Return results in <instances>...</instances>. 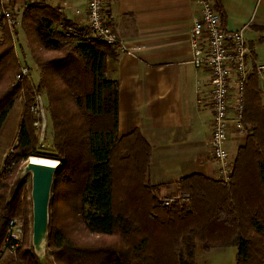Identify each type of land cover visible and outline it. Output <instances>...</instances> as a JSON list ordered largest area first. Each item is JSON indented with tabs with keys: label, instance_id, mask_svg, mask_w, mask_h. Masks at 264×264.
<instances>
[{
	"label": "trees",
	"instance_id": "obj_1",
	"mask_svg": "<svg viewBox=\"0 0 264 264\" xmlns=\"http://www.w3.org/2000/svg\"><path fill=\"white\" fill-rule=\"evenodd\" d=\"M215 7L221 11L217 2ZM21 21L32 59L40 69V82L35 88L31 84L27 86V95L31 96L36 88L45 89L53 111V139L61 152L53 189L61 178L77 183L79 176L67 166L77 157L73 151L83 150V156L78 158L82 160L85 177L76 207L83 230L97 235L119 233L127 240L135 233L142 237L128 252L110 246L94 247L86 242L77 246L66 232L54 229L49 236V247L55 262L74 264L63 256L74 252L80 255L77 249H81L82 256L96 261L91 264H142L151 240L159 238L154 235L161 233L163 245H173L175 253L178 251L179 264H196L197 246L208 250L230 245L237 247V264H264V100L257 73L249 79L244 120L247 134L235 155L230 181L202 174L181 177L176 183L186 202L165 204L154 192L168 185H151L148 180L150 144L138 129L123 135L118 131L119 84L117 79L106 74L107 57L114 54L115 48L97 40L66 38L54 25L75 23L68 19L65 11L46 2H25ZM8 31L5 28V38L9 40L6 45H0V130L14 105L15 94L22 88L21 84L12 85L11 81L19 64ZM51 51L61 55L45 54ZM66 98L77 107L78 116L86 120L84 140H80L78 149L66 145L68 138L61 131L67 123L59 119L62 116L58 104ZM28 123L24 118L17 150L5 158V168L14 160H26L33 154L35 139ZM75 123L71 125L78 126ZM6 170L0 171V264L6 259L4 240L9 219L18 216L28 222L27 202L21 198L22 188L11 192V177L5 176ZM118 177L124 181V197L127 196V204L119 209L115 187ZM130 194L140 206L137 209L146 215L140 224L136 223V215L134 218L127 212L132 199ZM25 233L22 245L10 252L13 255L8 264H42L33 247L26 245L27 230Z\"/></svg>",
	"mask_w": 264,
	"mask_h": 264
},
{
	"label": "crops",
	"instance_id": "obj_2",
	"mask_svg": "<svg viewBox=\"0 0 264 264\" xmlns=\"http://www.w3.org/2000/svg\"><path fill=\"white\" fill-rule=\"evenodd\" d=\"M2 1L12 8L18 0ZM212 1L219 5L225 28L245 27L254 59L259 61L264 0ZM64 2L71 6L65 11L68 19L84 25L88 0H46L57 7ZM200 8L199 0H107L114 30L128 45L140 47L134 54L113 49L107 57L106 74L119 84L118 131L123 135L138 129L150 144L148 180L151 185L167 184L162 190H175L176 181L190 174L216 179L219 172L211 152L209 70L197 69L191 62L188 40ZM259 82L264 94V79ZM245 139L241 131L230 132L226 146L231 156Z\"/></svg>",
	"mask_w": 264,
	"mask_h": 264
},
{
	"label": "rangeland",
	"instance_id": "obj_3",
	"mask_svg": "<svg viewBox=\"0 0 264 264\" xmlns=\"http://www.w3.org/2000/svg\"><path fill=\"white\" fill-rule=\"evenodd\" d=\"M46 2V0H18L16 5L14 3L11 6L15 7V9L19 12L20 17L21 13L24 10L25 2ZM12 7V8H13ZM69 12V10H68ZM67 14V13H66ZM22 22V21H21ZM60 28L59 25H54ZM3 33L0 37V45H6L8 38H5V34ZM8 36L11 37V45L14 50V55L17 58L18 67L13 73L12 77V85L21 84V90L15 94V102L14 105L9 112L4 124L0 130V171L3 169H7L5 172V176L11 177L9 179L11 192H14L17 188H22L21 198L26 200L27 202V221L22 217L15 216L19 220L23 221L25 224V230H27L26 235V245L32 249V201H31V184L32 177L31 174H27L22 176V170L26 165L28 159L31 156L52 159L58 161V165L60 163L59 155L60 150L56 147V144L53 139V114L51 111L49 99L45 92V89H41L40 91L36 88V90L31 94V96L27 95L26 87L31 84L34 88L40 82V69L38 64L33 61L32 55L30 53V49L27 45V41L25 38L24 30L22 29L21 23L14 29V31H8ZM9 37V38H10ZM258 60L260 62H264V44L258 42L257 47ZM45 54L49 56H57L61 55L60 52H45ZM48 57V56H47ZM27 67L28 74L27 76H23L22 78L18 77V74L21 73L22 68ZM27 81L25 83L24 81ZM41 94L44 104V112L46 116V128L45 135L42 138L40 136V129H38L34 121L36 119V115L32 112L31 106L35 102L36 96ZM264 100V94L262 95ZM63 103L58 104L60 121L62 123H67L63 126V131L68 138V142L66 145L72 147V149H78L81 147L80 140H84L85 131H86V120L82 118L81 115L78 116L77 107L72 104V102L66 98V100H62ZM80 114V113H79ZM56 115V113H55ZM64 117V118H63ZM27 118L29 120V127L32 129L34 133L35 139V147L32 149L31 155H29L28 159L16 161L14 160L11 165L7 164V167H4L5 158L8 155H12L16 152L17 144H18V136L20 126L24 120ZM75 121L78 126L75 125ZM100 121L98 120V123ZM84 124L85 126H79L80 124ZM102 123V122H101ZM75 127V128H73ZM242 134L245 136L247 134L246 130H242ZM70 139V141H69ZM71 142V143H70ZM75 145H74V144ZM77 145V146H76ZM31 150V148H30ZM73 155L77 156L70 160L69 166L71 167L72 172L78 175L77 183H71L72 181H67L65 178H61L60 181L57 182L56 189H53L52 199L50 203V213H49V233H48V246L46 249V257L42 264H60L59 262H55V257L52 254V250L49 247V236L54 229H61L67 233L70 240L75 245H84V243H88L90 246H110L113 248H117L118 250L131 251V246L136 247V245L141 241L142 237L140 234H131L129 240L126 239V236H122L119 233H115L113 235H97V234H87L85 230H83L82 223L78 220L79 216L76 211V207L78 205L77 195L80 189V185L85 177V169L82 165V160L78 157L83 156L84 151H73ZM235 155L232 154V161L235 164ZM85 160V157H84ZM120 160L116 158L117 165H120ZM73 163V166H72ZM234 167V165H233ZM134 171V169H133ZM67 172V171H66ZM234 172V168L232 173ZM68 173V172H67ZM71 174V173H70ZM133 179V174L131 175ZM232 176V174H231ZM230 176V178H231ZM218 177V174H217ZM229 178V181H230ZM118 181L115 185L116 187V207L119 209L122 204H127V196L124 197L126 187L124 186V181L120 177L117 178ZM228 181V182H229ZM135 185V184H134ZM133 185V186H134ZM166 187V186H164ZM162 187L159 192L156 193L157 197L162 200L165 198H176L173 203L178 201V203L186 202V198L183 199L181 197V192L178 191L177 184L175 186V190H162ZM55 188V187H54ZM167 188V187H166ZM133 195V194H132ZM131 197V194H130ZM185 197V196H184ZM132 198V197H131ZM130 206L128 207V213L135 218L136 215V223L140 224V221L146 218L145 214H142L139 208L140 206L133 201V198L130 199ZM140 211V212H139ZM13 218V217H12ZM150 225H152L150 223ZM158 231V230H157ZM159 238H155V237ZM155 241L149 245V248L146 250L145 261L142 264H179L178 262V251L175 253L176 248L173 245H163V239H161V233H157L154 235ZM172 243V242H171ZM183 247V246H181ZM80 255H77L75 252L71 255V253L64 255L65 259L72 261L74 264H91V262L95 263V260H92V257L82 256L81 249H77ZM183 251V250H182ZM181 251V253H182ZM183 254V253H182ZM11 254L9 251H6V259L3 264H8L9 259H11ZM186 256V255H184ZM124 258V257H123ZM237 247L234 245L226 246V247H214L208 250L202 249L200 246H197L195 251V263L196 264H237ZM135 263H137L135 261Z\"/></svg>",
	"mask_w": 264,
	"mask_h": 264
},
{
	"label": "built area",
	"instance_id": "obj_4",
	"mask_svg": "<svg viewBox=\"0 0 264 264\" xmlns=\"http://www.w3.org/2000/svg\"><path fill=\"white\" fill-rule=\"evenodd\" d=\"M200 12L194 17L188 40L191 62L197 69L207 68L210 75L209 105L213 112L211 124V152L218 164V179L228 182L234 162L226 143L232 130L245 129L247 87L250 76L256 72L264 79V62L254 59V49L250 46L245 27L227 29L222 25L220 12L212 0H199ZM60 11L71 10L64 2ZM20 14L0 1V37L5 28L14 31L20 25ZM59 30L66 38L74 40H97L112 45L121 53L134 54L139 46L128 45L112 27L107 14V0H88L87 22L84 25L65 26ZM28 68L23 67L19 78L27 76ZM197 93L202 94L198 81ZM36 115L35 126L40 129L43 138L46 128V116L41 94L36 96L31 106ZM176 199V198H175ZM174 198H165L170 204ZM25 224L18 218H10L7 224L4 249L15 252L24 241ZM1 261V260H0Z\"/></svg>",
	"mask_w": 264,
	"mask_h": 264
},
{
	"label": "water",
	"instance_id": "obj_5",
	"mask_svg": "<svg viewBox=\"0 0 264 264\" xmlns=\"http://www.w3.org/2000/svg\"><path fill=\"white\" fill-rule=\"evenodd\" d=\"M58 165L35 163L28 159L21 175L31 174L32 247L39 260L44 261L48 246L49 213Z\"/></svg>",
	"mask_w": 264,
	"mask_h": 264
},
{
	"label": "bare ground",
	"instance_id": "obj_6",
	"mask_svg": "<svg viewBox=\"0 0 264 264\" xmlns=\"http://www.w3.org/2000/svg\"><path fill=\"white\" fill-rule=\"evenodd\" d=\"M31 161L35 163H45V164H50V165H58V161L52 160V159H46V158H41V157H36V156H31Z\"/></svg>",
	"mask_w": 264,
	"mask_h": 264
}]
</instances>
